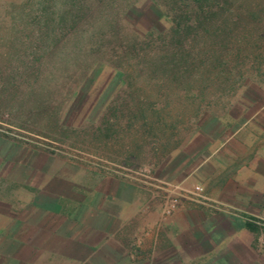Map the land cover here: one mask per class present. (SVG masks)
Returning <instances> with one entry per match:
<instances>
[{
    "label": "rangeland",
    "instance_id": "1",
    "mask_svg": "<svg viewBox=\"0 0 264 264\" xmlns=\"http://www.w3.org/2000/svg\"><path fill=\"white\" fill-rule=\"evenodd\" d=\"M40 1L0 0V264H134L129 253L99 261L73 228L43 221L69 227L64 198L106 179L152 188L198 141L243 127L249 148L264 150V0ZM22 61H41L42 76ZM193 186L163 182L162 215L185 202L217 209L202 185L206 205L177 195ZM240 218L264 264V227L251 223L264 219Z\"/></svg>",
    "mask_w": 264,
    "mask_h": 264
},
{
    "label": "crops",
    "instance_id": "2",
    "mask_svg": "<svg viewBox=\"0 0 264 264\" xmlns=\"http://www.w3.org/2000/svg\"><path fill=\"white\" fill-rule=\"evenodd\" d=\"M244 130L228 141H198L193 150L176 156L170 173L152 175V188L110 178L82 192L80 199L64 198L65 216L74 221L69 227L64 218L43 223L63 234L73 228L78 244L95 247L99 261L129 253L135 264L172 251L185 255L182 264H260L252 247L253 228L240 216L264 219V150L249 148L240 137ZM163 182L184 189L201 184L217 209L185 202L164 217ZM47 212L58 215L60 208L54 204Z\"/></svg>",
    "mask_w": 264,
    "mask_h": 264
},
{
    "label": "built area",
    "instance_id": "3",
    "mask_svg": "<svg viewBox=\"0 0 264 264\" xmlns=\"http://www.w3.org/2000/svg\"><path fill=\"white\" fill-rule=\"evenodd\" d=\"M176 190H178V196L181 199H187L193 202H197L201 205H206V197L204 195L203 187L201 185H194L192 191H183L182 189H179L178 187H175ZM182 190L184 192V195H182L179 191ZM179 199L174 198L168 201L164 212L166 214H171L178 206H179ZM250 222L252 220H249ZM251 223L260 225L264 227V222L263 221H252Z\"/></svg>",
    "mask_w": 264,
    "mask_h": 264
},
{
    "label": "trees",
    "instance_id": "4",
    "mask_svg": "<svg viewBox=\"0 0 264 264\" xmlns=\"http://www.w3.org/2000/svg\"><path fill=\"white\" fill-rule=\"evenodd\" d=\"M44 1L46 0H41L40 3L44 4ZM206 3V1H205ZM199 4H202V1L199 2ZM170 8H173L174 5H176V0H172L169 2ZM115 30V29H112ZM118 37H115V40ZM119 40H117L118 44L121 43V38H118ZM128 46H129V51L133 52L137 47V41L136 39H130L127 41ZM118 46V45H117ZM14 62L10 61V64H13ZM22 69H24L26 72H28L29 74H32L34 76L35 79H39L42 75V71H43V63L41 61H32V63L27 62V61H22Z\"/></svg>",
    "mask_w": 264,
    "mask_h": 264
}]
</instances>
